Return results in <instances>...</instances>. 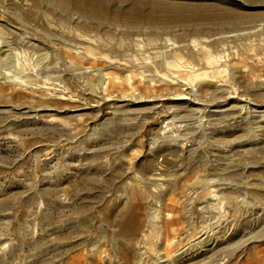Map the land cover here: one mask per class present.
<instances>
[{"label": "bare ground", "instance_id": "bare-ground-1", "mask_svg": "<svg viewBox=\"0 0 264 264\" xmlns=\"http://www.w3.org/2000/svg\"><path fill=\"white\" fill-rule=\"evenodd\" d=\"M46 1L56 10L62 7L61 0ZM210 11L200 18L187 9L176 14L179 20L172 25L66 9L72 22L59 21L61 35L52 43L57 47L35 37L41 29L22 11L9 12L17 20L13 28L0 19V121L7 122L17 142L27 134L51 133L60 143H73L76 158L71 164L78 167L71 172L69 160H63L56 176L43 173L36 188L42 197L38 209L27 205L17 216V206L7 197L0 199V264H251L256 256L264 259V228L234 235L241 220L248 222L252 203L234 194L238 186L232 188L234 173L222 162L234 156V149H264V110L257 111L245 91L234 89L239 48L254 45L244 43L246 31L213 38L198 33L201 28L209 30L208 25L231 24L233 18L236 27L242 20L217 5ZM44 18L48 25L54 19L46 14ZM171 31L178 34L168 35ZM48 58H54V65ZM248 79L246 87L254 96H264V77L253 71ZM161 101L170 122L206 121L203 139L187 144L188 124L179 125L183 132L169 133L165 120L154 130L148 152L140 154L125 140L138 138L142 127L159 114ZM106 102L115 117L82 134L89 120L99 118ZM251 112L261 133L249 140L235 136L240 123L235 124L234 113ZM120 134L126 137L122 146L134 154L115 143L106 145ZM35 158L36 152L31 153V165ZM94 160L100 163L92 172L79 170ZM99 170L113 173L117 181L109 183L104 174L97 175ZM70 178L78 184L102 182L90 208L80 202L85 193L70 190ZM258 179L264 186V176ZM244 184L242 189L248 192L252 186ZM88 212L99 219L109 249L69 241L74 226L92 220ZM62 216L72 219L57 221ZM11 223L15 225L10 227Z\"/></svg>", "mask_w": 264, "mask_h": 264}, {"label": "rangeland", "instance_id": "rangeland-1", "mask_svg": "<svg viewBox=\"0 0 264 264\" xmlns=\"http://www.w3.org/2000/svg\"><path fill=\"white\" fill-rule=\"evenodd\" d=\"M48 2L49 1H46V0H14V1L0 0V19L5 21L9 27L13 28L14 26L17 25V20L14 18L15 16H12L9 12H13L15 10H18L19 12L22 11L21 14H23V17L25 19L31 21V23L35 24L39 29H41L40 34L38 35L36 33L35 37L39 40L41 39V41L47 45L57 47V45H54L52 43L56 38L58 39V37L61 35V31L58 25L59 21L60 22L61 21L62 22H72L71 19L67 16V13L64 12V10L66 9L71 12L78 11L79 13L81 11H87V12L91 11L92 13L99 14L102 17H109V18H112V17L113 18H126L128 20H146V21L147 20L154 21L158 19L162 21H167L169 22L168 24L173 25L177 22L176 20H179L178 18L179 16L176 14L185 13L187 9H191V11H193L194 13L197 12L195 16L202 18V16L210 15L209 12H211L210 11L211 5H217L219 8L222 9V11L224 8L223 13L225 12L229 13L230 16H232V18L234 16H239L240 18H242L243 22L240 19V25L238 24L239 25L238 26L236 24V27H235L234 18H233L232 20H230V22L233 23L234 27L232 26V23L230 24L228 22H224L222 24L219 23L215 26L208 25L207 28L209 30L201 28L198 30V33L203 34L205 36H211L212 38L214 36H217L218 34L233 35L235 32L242 34L245 31L246 33H248L247 38L245 39V41L244 40L243 41L244 43L251 41L254 46L251 49H245L241 47L239 48V53L235 57V61H236V67H238L239 69L238 76L240 77L238 78V76H236V78L234 79L235 81L234 89L237 88V91L238 90L245 91V93L249 95L248 96L246 94L248 98L250 97V101H252L251 102L252 106H254V108H256L257 111L264 110V96H262L263 98L254 96L252 91L248 89L245 84V81L249 80L248 78H250V73L253 71L259 72L261 76L264 77V0H219V1H213V2L207 1V0H61L62 7L60 10L54 9L55 7L50 2L49 3ZM207 2L209 4H207ZM3 9H5L6 13L2 12ZM195 9L196 10L198 9V10L196 11ZM45 14L48 15L50 18L52 17L54 18L52 24L48 25L45 22V18H44ZM74 17H76V15ZM212 27H215L214 31H211ZM244 28H247V29H244ZM47 32H48V35H47ZM167 33H169L168 35H171V36L178 34L177 32H172V31L167 32ZM49 34H55V36H53V38L54 37L55 38L53 39L52 36L48 37L50 36ZM248 37H250L251 40ZM257 57L258 59L259 58L260 59L258 60ZM53 60L54 58L49 59V61H51V65H54L55 63V60L54 61ZM52 62L54 63L52 64ZM58 65L61 67L63 63L61 64V62H59ZM220 79H223V78L218 77L216 78V81L221 82ZM224 82L227 84L226 86L228 88L227 91H231L232 87H230L231 85L228 83V81H224ZM239 84H241L242 86H240ZM158 103L161 104V106L157 108L159 110V114L156 115L154 118H152L149 122L145 124V126L142 127L141 129L142 131H140L141 133H139L138 138L134 140H131V139L125 140L126 137L123 134L122 135L120 134L117 136L118 139L114 138V142H110L111 140H108L106 142V145L108 146V145H111L112 143H115L114 144L115 147L117 146L118 149H123V150L125 149L124 151L128 155L134 154V152L128 150L126 146L124 145L122 146L125 140V142L127 141V143L129 144L133 143L135 148L141 150L140 154L145 155L149 150L150 143L152 140V134L154 130H157L161 124L164 125L165 120L168 121L167 127H169V130L167 131L169 133L170 132L179 133V131L183 132L184 129L182 127H179V125L181 123L188 124L185 126L188 128V130H186L188 132L185 131V133H188V134L184 138L185 139L184 142H186L187 144L189 143L193 144L195 139L196 140L203 139V134L201 132V129L203 126L207 124L206 121H203L202 123L200 122V124L197 122L198 120L195 121L194 119H190L186 122H181V123L177 122V120H173L172 122H170L168 119V114L163 108V106H165V102L161 101ZM90 116L91 115L84 116V118L87 119V117L90 118ZM202 116H204L203 120H206L205 115L203 114ZM243 116H245L246 118ZM109 117H115V114L111 110L110 104L106 102L102 106V114L99 116V118L89 120L87 128L85 127L84 128L85 130L82 131L83 133L82 132L81 133L84 134L85 132L87 134L93 128L100 127L101 122ZM130 117H135V115H130ZM242 117L243 119H241ZM234 119L236 120L235 124L237 122L240 123V130H238L239 133L236 132L235 136L241 134L243 138L249 140V139H252V136L254 134L261 133L260 131L261 128L259 127L256 128L258 126V124L256 123L258 120L253 116V112L249 114L248 113L246 114L234 113ZM241 121L243 122V124ZM1 126L3 129L2 128L0 129V183L2 184V187H1L2 189H0V199L7 197L12 204L17 206L15 207V211H16V215L18 216L20 215V212L21 213L23 212V210L27 207V205L35 209L39 208L42 197H40L41 195L36 192V188L39 186L40 182L43 179L42 178L43 173L53 172L52 175L56 176L58 173H60L59 168L61 167V163H64L62 162L63 160L64 161L66 160V162H68L69 160L71 172H73V169L74 170L78 169L77 166H75L74 164H71L75 161L74 159L76 158L75 157L76 155L74 152V144L73 143L63 144V142L60 143V140H59L60 138L54 136L51 133H46L44 135L27 134L24 136L23 139H20L17 142V139L13 140L14 139L13 130L10 128V126H7V122L3 119L2 121H0V127ZM201 135L202 137H200ZM81 138H83V136ZM256 149L258 151L255 149H252L253 151L248 150L247 152L243 148L234 149V156H231L229 160L222 161L223 164L225 162L226 166L228 165L227 166L228 169H230V170L227 169L228 170L227 172L234 173V181H233L234 183L232 185V188H235L234 186H236V184L238 185L236 186V189H234V194L239 195L240 197L246 196L247 200H249L252 203V207L250 209L249 216H248V222L245 223L243 220H241L239 222L241 226L240 225L237 226L234 235H238V234L240 235L247 228L253 229V230H258V228L260 229L261 227L264 228V216H263L264 215V193H263L264 186L260 184L262 180L258 179L259 177L264 176V164H263L264 149L263 148H259V149L256 148ZM33 152H36V158H35L34 163L31 165L30 164L31 163V153ZM251 152H254V153L251 154ZM163 154H165V152H163L161 155ZM161 155H158L157 159L159 158L161 159ZM236 156L239 159H237ZM243 157H245V159ZM230 161L232 163V164L230 163L231 165L229 164ZM99 163H100V160H94L91 163H89L88 166H85L82 169L79 168V170H81L83 174H86V173L88 174L89 172L93 171L91 170L93 169V166L98 165ZM161 163H163V161H161ZM43 164L45 166L44 171L42 169ZM169 165H173V163H170ZM106 172L107 171H100V170L96 171L98 176H100L101 174H104V179L105 180L108 179L109 183L117 181V179L114 177L115 175L114 176L112 175L113 173L111 172L106 173ZM241 176L244 177L245 179L241 178ZM68 182L70 185V190L72 192H77L78 190H80L79 191L80 193H85V196L81 197L80 202L85 204V208L87 209L90 208L89 205H92L93 202H95V199L93 198V196L97 195V193L94 191H97L100 189L101 187L100 184H102V182H98L96 180L90 179L87 181V183L83 182L82 180V181H79V184H78L76 180H73V178H70ZM245 182L248 183L250 187L252 186L248 192L242 189V185L245 186L244 184ZM79 185H82V186L79 187ZM256 191H259V192H256ZM6 192H8V194ZM87 203H88V206L86 205ZM17 209L19 212L17 211ZM87 214L91 217L92 220L86 221V222L84 221L85 223L81 222L82 224L80 223L79 225L74 226L69 231V241L80 242V245H84V244H88L92 242L93 244H96V243L101 244L103 249L104 248L109 249L110 248L109 245H106L107 243L103 241L104 237H101L102 228H101V224L99 223V219L95 217V215H93V213L91 212H88ZM70 215L73 216V214H70ZM71 216H67V217L62 216L60 219L54 217V220L58 219L57 221L59 220L67 221L68 218L72 219ZM63 217L65 219H63ZM254 217H257V219H255ZM13 225H15V223H11L10 227H13ZM250 225L252 227H250ZM37 231H40V230L37 228ZM60 234H61L60 238H63L64 233L61 232ZM105 234H106L105 237L108 238L109 231L108 232L106 231ZM62 240L66 241V239H62ZM58 257L59 256H57L56 259ZM263 261L264 259H260L256 256L251 262V264H259V263L264 264Z\"/></svg>", "mask_w": 264, "mask_h": 264}]
</instances>
